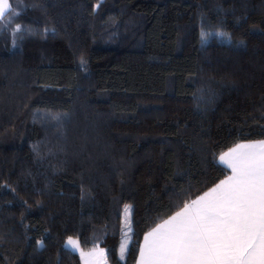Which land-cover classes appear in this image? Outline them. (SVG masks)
Returning a JSON list of instances; mask_svg holds the SVG:
<instances>
[{
	"label": "trees",
	"instance_id": "16d2710c",
	"mask_svg": "<svg viewBox=\"0 0 264 264\" xmlns=\"http://www.w3.org/2000/svg\"><path fill=\"white\" fill-rule=\"evenodd\" d=\"M9 4L0 264H81L67 238L134 264L145 233L228 176L221 153L264 139V0Z\"/></svg>",
	"mask_w": 264,
	"mask_h": 264
},
{
	"label": "snow or ice",
	"instance_id": "6c2138e0",
	"mask_svg": "<svg viewBox=\"0 0 264 264\" xmlns=\"http://www.w3.org/2000/svg\"><path fill=\"white\" fill-rule=\"evenodd\" d=\"M10 7L0 0V19ZM220 160L232 174L145 235L140 264H264V139Z\"/></svg>",
	"mask_w": 264,
	"mask_h": 264
},
{
	"label": "rangeland",
	"instance_id": "374dc122",
	"mask_svg": "<svg viewBox=\"0 0 264 264\" xmlns=\"http://www.w3.org/2000/svg\"><path fill=\"white\" fill-rule=\"evenodd\" d=\"M126 209H127V212H126ZM129 214H130V206L125 205L122 209V218H121L122 231H121L120 242L118 245V258L120 260L124 259V256L128 249V244H129V232H130ZM68 239L69 238L65 240V246L78 253V256L81 260V264H108L107 261H105L106 258H105L104 250L100 246L96 245L88 249H82L79 247L78 249H76L67 244ZM72 239L76 240L75 238H72ZM122 247L124 249L123 253L121 252ZM81 252L84 253L83 256L81 255ZM101 252L103 253V255H100Z\"/></svg>",
	"mask_w": 264,
	"mask_h": 264
},
{
	"label": "crops",
	"instance_id": "0c3cea01",
	"mask_svg": "<svg viewBox=\"0 0 264 264\" xmlns=\"http://www.w3.org/2000/svg\"><path fill=\"white\" fill-rule=\"evenodd\" d=\"M257 141H259V140H257ZM251 142H255V141H249V142H241V143H251ZM238 144H240V143H238ZM237 146V144L236 145H234V146H232L231 148H229L228 150H226V151H224L223 153H221L219 156H218V162L221 164V165H223V166H225L228 170H229V174H228V176H230L232 173H231V169L227 166V164H225L224 162H222L221 160H220V156L221 155H223L224 153H226V152H228V151H230V149H232V148H235ZM228 176H226L225 178H223L222 180H224V179H226ZM221 181V180H220ZM220 181L217 183V184H219L220 183ZM216 185H214L213 187H215ZM213 187H211V188H213ZM210 188V189H211ZM210 189H208L207 191H209ZM206 191V192H207ZM205 193V192H204ZM203 193V194H204ZM202 194V195H203ZM201 196V195H200ZM197 199V198H196ZM183 208V207H182ZM180 210V209H179ZM178 210V211H179ZM177 212V211H176ZM175 212V213H176ZM175 213H173L172 215H175ZM171 215V216H172ZM170 218V216L168 217V218H166L165 220H167V219H169ZM165 220H163L162 222H160L159 224H162V223H164V221ZM159 224H157V225H159ZM156 225V226H157ZM155 226V227H156ZM155 227H153L151 230H149L147 233H145L144 234V236L142 237V240H141V243H140V247H139V252H138V256H137V259H136V261H135V263L134 264H140V262H141V256H140V249H141V247H142V245L144 244V237H145V235H147L149 232H151ZM105 261H106V259H105Z\"/></svg>",
	"mask_w": 264,
	"mask_h": 264
}]
</instances>
